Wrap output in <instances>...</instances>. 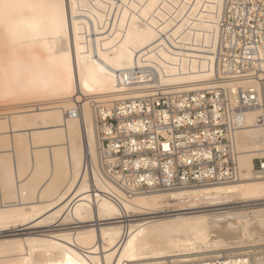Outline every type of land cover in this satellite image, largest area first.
Returning a JSON list of instances; mask_svg holds the SVG:
<instances>
[{
	"label": "bare ground",
	"instance_id": "1",
	"mask_svg": "<svg viewBox=\"0 0 264 264\" xmlns=\"http://www.w3.org/2000/svg\"><path fill=\"white\" fill-rule=\"evenodd\" d=\"M218 3L0 0V264H264L253 113L234 137V182L129 196L96 172L90 102L200 90ZM145 68L155 79L133 84Z\"/></svg>",
	"mask_w": 264,
	"mask_h": 264
},
{
	"label": "built area",
	"instance_id": "2",
	"mask_svg": "<svg viewBox=\"0 0 264 264\" xmlns=\"http://www.w3.org/2000/svg\"><path fill=\"white\" fill-rule=\"evenodd\" d=\"M218 4L213 76L200 90L174 86L151 96L90 102L96 172L129 196L234 182L239 177L234 137L247 113L254 114V125L264 133V0ZM128 74L140 85L152 82L156 71ZM137 75L149 78L137 80ZM79 112L75 108L67 115L75 118ZM254 169L264 176V150L254 159ZM219 261L251 264L246 256Z\"/></svg>",
	"mask_w": 264,
	"mask_h": 264
}]
</instances>
